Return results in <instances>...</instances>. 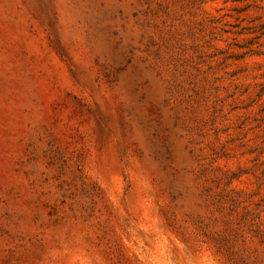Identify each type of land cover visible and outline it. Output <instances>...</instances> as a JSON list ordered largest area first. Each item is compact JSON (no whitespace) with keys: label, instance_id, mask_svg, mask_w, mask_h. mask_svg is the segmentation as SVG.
Instances as JSON below:
<instances>
[{"label":"rangeland","instance_id":"obj_1","mask_svg":"<svg viewBox=\"0 0 264 264\" xmlns=\"http://www.w3.org/2000/svg\"><path fill=\"white\" fill-rule=\"evenodd\" d=\"M0 264H264V0H0Z\"/></svg>","mask_w":264,"mask_h":264}]
</instances>
